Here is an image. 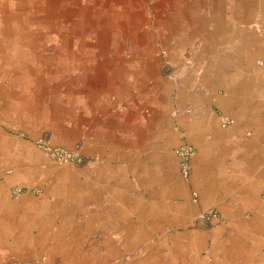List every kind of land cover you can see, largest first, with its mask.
<instances>
[{
  "label": "crops",
  "instance_id": "1",
  "mask_svg": "<svg viewBox=\"0 0 264 264\" xmlns=\"http://www.w3.org/2000/svg\"><path fill=\"white\" fill-rule=\"evenodd\" d=\"M183 5L176 14L185 15L174 12L167 51L172 71L180 73L168 85L175 89L168 112L177 116L166 125L145 121L141 104L130 122L122 114L90 113L94 122L87 126L96 134L84 141V159L60 167L71 176H57L44 192L19 199L8 192L11 181L2 182L0 264H242L213 256L214 243L225 246L233 239H225L227 226L209 234L206 223L193 220L213 206L229 217L245 211L253 217L261 199L264 0ZM158 11L159 18L166 13L160 5ZM188 57L193 65L186 64ZM222 119L232 126L224 127ZM182 144L196 151L189 179L176 152ZM198 237L201 254L190 256ZM65 246L73 249L74 261L66 258L72 250L65 252Z\"/></svg>",
  "mask_w": 264,
  "mask_h": 264
},
{
  "label": "rangeland",
  "instance_id": "2",
  "mask_svg": "<svg viewBox=\"0 0 264 264\" xmlns=\"http://www.w3.org/2000/svg\"><path fill=\"white\" fill-rule=\"evenodd\" d=\"M199 1L172 0L169 6L167 0H24L27 41L35 61L23 70H0V157L4 159L0 160V184L12 178L17 168L31 171L27 184L9 183L13 198L44 192L57 176H67L60 167L76 166L84 159V141L96 134L87 126L94 122L88 114L107 111L122 114L124 122H130L141 104L145 121L158 119L166 125L177 116L168 112L175 98V89L168 86L170 77L179 81L180 74L172 71L174 65L168 60V44L174 35L170 29L178 4L194 9ZM159 5L166 12L160 18ZM188 22H195L192 16ZM186 64L193 65L190 57ZM221 123L230 127L233 121L222 119ZM182 147L192 149V161L194 148ZM179 158L182 174L189 179L192 168L184 174ZM229 162L234 165L235 160ZM261 191L264 207V187ZM242 200L238 206H243ZM193 203H199L196 191ZM239 215L229 217L221 206H213L193 221L198 226L199 220L206 223L209 234L227 226L228 240L239 238L242 229L245 236L240 243L249 249L263 235L249 223L251 213ZM212 245L209 237L208 246Z\"/></svg>",
  "mask_w": 264,
  "mask_h": 264
},
{
  "label": "bare ground",
  "instance_id": "3",
  "mask_svg": "<svg viewBox=\"0 0 264 264\" xmlns=\"http://www.w3.org/2000/svg\"><path fill=\"white\" fill-rule=\"evenodd\" d=\"M24 6H25L24 0H20V2L17 5H13L9 1L5 2L3 0H0V70H3V71L6 70L8 73L11 71L23 70L24 68H26V66L33 65V62L35 61L34 52L33 50H30L29 48L30 45H29V42L27 41L28 39L27 35H29V31L27 29L28 20L26 18L27 13L24 11L25 9ZM257 51L259 50H256V52ZM95 141L96 143L98 142L97 139ZM0 156H3V155H0ZM0 160H4L3 157H0ZM21 166L25 167L24 165H21ZM30 173H31L30 170L17 168L15 170V174L13 175V177L7 181L10 182V181L15 180V182H20L21 184H27V182L29 181ZM65 175L69 177L71 176V173H65ZM2 185L3 184L1 183L0 193L5 192V189L3 188L4 186L1 187ZM261 205L262 203L256 202V207H255L256 210L254 211L253 218L251 217L252 218L251 220L256 226V227L254 226L256 228V230L254 231L259 232L261 235H263L261 237L259 236L258 241L256 242V245L247 249L248 246H246L245 243L244 244L240 243L244 239V236H245V231L241 229L240 231L241 236H239V238L234 237L232 240H230V242L227 245L221 246V244L214 243L213 256L216 255L217 257H220L222 259H231V260L233 259V260L241 262L242 264H252V263L253 264L254 263L264 264V253L262 252V250L264 249V232H263L264 229L261 228V227H264V207ZM202 240L203 238H200V237L192 239L193 249H192L190 256L201 254L200 249L202 248L201 247ZM66 250H69V251L72 250L70 251L69 256H66V255L65 256L67 259H73L70 261H74L75 255L72 254L73 249L71 248V246H65V252ZM176 254H179V251ZM83 263L88 264L86 260Z\"/></svg>",
  "mask_w": 264,
  "mask_h": 264
},
{
  "label": "built area",
  "instance_id": "4",
  "mask_svg": "<svg viewBox=\"0 0 264 264\" xmlns=\"http://www.w3.org/2000/svg\"><path fill=\"white\" fill-rule=\"evenodd\" d=\"M178 154L181 157V165L183 167L184 174L187 175L188 172L190 171V161H191L193 151L191 148L182 147L178 149ZM59 156L61 159L63 158L62 155H59Z\"/></svg>",
  "mask_w": 264,
  "mask_h": 264
},
{
  "label": "water",
  "instance_id": "5",
  "mask_svg": "<svg viewBox=\"0 0 264 264\" xmlns=\"http://www.w3.org/2000/svg\"><path fill=\"white\" fill-rule=\"evenodd\" d=\"M203 223V222H202Z\"/></svg>",
  "mask_w": 264,
  "mask_h": 264
}]
</instances>
